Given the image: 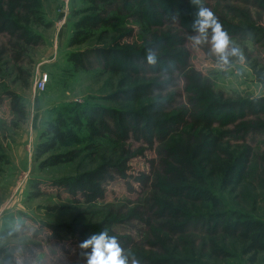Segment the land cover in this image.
Here are the masks:
<instances>
[{
  "label": "rangeland",
  "instance_id": "374dc122",
  "mask_svg": "<svg viewBox=\"0 0 264 264\" xmlns=\"http://www.w3.org/2000/svg\"><path fill=\"white\" fill-rule=\"evenodd\" d=\"M186 2V1H185ZM193 4L192 0L187 1ZM186 2V3H187ZM138 5V2H136ZM218 17L229 36L244 50L245 61L227 72H220L215 59L209 57L207 46L193 49L187 41L189 34L179 17L148 16L140 21L137 5L118 2L108 8L110 27H103L84 45L70 48L69 40L75 24L90 8L84 0H40L39 18L47 25L32 26L40 37L38 43L25 45L7 34H0V263L10 256L9 264H86L82 249V231L107 228L119 239L123 248L138 255L165 258V245H155L157 238L179 259L190 258L196 264H264V252L256 257L245 254L243 245L221 231L211 234L204 221L195 218L183 236H168L162 230L154 198L159 192L155 172L150 162L164 159L158 143L154 149L134 136L119 141L115 135V121L105 116L112 131L105 139L91 138L86 129L75 127V139L69 140L44 157L35 160V149L50 124L62 115L74 118L81 110L95 109L115 112L139 110L146 102L126 104L115 100L124 90L135 84L157 83L151 90L153 98L167 100V111L189 106L186 80L175 61L162 58L168 65V75L147 63L140 62L138 71L117 74L108 71L98 54L101 48L121 49L138 54L154 46V38L170 35L184 42L190 55L191 68L208 79L217 93L228 100L264 98V0H201ZM166 9L161 5L155 12ZM65 22L64 23V19ZM84 54L83 66L74 64V54ZM46 82L44 92L36 89V81ZM16 95L22 118L14 108L11 95ZM118 95V96H119ZM121 96V95H120ZM264 115H248L244 122H252ZM239 122H242L239 121ZM223 143L231 149H248L251 162L242 183L234 190L216 187L220 199L219 212L234 216L243 214L264 222V132L248 130L239 133L233 126L220 129ZM131 152L133 159L126 163L125 177L119 169L110 168L101 182L103 200L88 205L82 196L74 198L63 183L87 172L97 170L103 163L117 162L122 152ZM76 153L77 160L60 166H45L50 156ZM141 176L150 178L144 185ZM154 179V180H153ZM192 205L190 204V208ZM204 213L207 206L196 207ZM138 211L142 222L130 215ZM113 220L115 222L111 223ZM90 232V231H89ZM89 234V233H88ZM216 242L224 255L213 253Z\"/></svg>",
  "mask_w": 264,
  "mask_h": 264
},
{
  "label": "trees",
  "instance_id": "16d2710c",
  "mask_svg": "<svg viewBox=\"0 0 264 264\" xmlns=\"http://www.w3.org/2000/svg\"><path fill=\"white\" fill-rule=\"evenodd\" d=\"M84 1L90 5V8L75 24V31L68 43L70 48L86 44L100 29L110 27L113 21L108 17V8L121 1L127 7H132V3L137 5L138 2L134 14L140 17V21L146 22L147 15L163 18L168 14L169 18L179 17L183 27L191 32H194L192 24L198 12V6L188 4V0ZM160 5L166 10L162 13L155 12ZM39 7L40 0H0V34H7L24 42L25 45L38 43L40 37L31 30L32 26L47 25L39 18ZM153 45L151 47H158L163 53L162 58L180 65V73L186 80L188 107L168 112V101L161 96L153 98L151 95V90L156 88L157 83L135 84L132 88L121 92V96L119 94L113 96V99L124 101L126 104L146 102L139 110L120 112L116 115L112 111L93 109L81 110L74 118L62 115L43 133L41 143L35 149V160L40 162L58 145L75 139V127L86 129L91 138H107L112 135L105 121V116H109L115 121V135L119 141H126L131 135L145 141L150 149H154L158 143V148L163 151V161L159 164L151 161L150 165L154 170L157 165L162 167L161 173L155 172L154 179L159 192L154 201L158 209L157 216L163 221L162 230H165L168 236H183L187 223L200 217L211 234L216 235L221 231L228 237L236 238L243 245L245 254H253L256 257L264 252V222L243 214H235L231 217L230 214L218 213L220 199L215 189L216 187L227 191L236 189L242 183L252 157L248 149H229L223 143L224 132L220 129L233 126L239 133L248 130L264 132V120L261 118L244 122L250 114L264 115V98L233 101L217 93L208 79L191 68L189 52L178 37L170 35L155 37ZM120 47V42H117L114 48L97 50L108 71L117 74L138 71L139 63L146 62L148 47L138 54ZM71 59L74 64L83 66L84 54H74ZM163 64L166 65V62ZM10 95L15 110L24 118L19 99L12 93ZM241 120L242 122H239ZM133 157L134 154L131 152L123 151L117 162L103 163L97 170L68 180L63 185L69 189L74 198L82 196L86 204H95L104 199L105 192L101 182L110 168L117 167L120 175L125 177L128 171L126 163ZM76 160V153H65L50 156L44 161L47 162L45 166L55 167ZM138 180L145 185L150 178L141 176ZM200 205L208 207L203 214L196 208ZM196 214L197 218H195ZM130 215L132 218L149 223L138 211H133ZM85 230L81 233L84 241L102 231ZM111 234L109 230V235ZM211 243H213V253L217 257L223 256L224 252L218 249L216 242L212 240ZM167 244L168 242L160 238H157L155 244L165 245V258L152 255H138L137 258L141 264H196L195 260L190 258L182 260L174 256ZM2 256L1 253L0 258ZM10 260L8 256L0 264H9Z\"/></svg>",
  "mask_w": 264,
  "mask_h": 264
},
{
  "label": "clouds",
  "instance_id": "9594fccd",
  "mask_svg": "<svg viewBox=\"0 0 264 264\" xmlns=\"http://www.w3.org/2000/svg\"><path fill=\"white\" fill-rule=\"evenodd\" d=\"M192 3L198 6V12L192 24L195 34H189L187 37L191 47L200 49L207 46L208 55L215 59L216 68L220 72H227L237 63H243V48L229 36L216 14L203 6L201 0H192ZM145 61L153 69L159 66L160 72L167 75L168 65L161 62L153 47L147 49ZM80 247L91 248V252L85 254L86 264H141L134 253L121 246L116 236L109 235L107 228L83 241ZM20 264H23V260H20Z\"/></svg>",
  "mask_w": 264,
  "mask_h": 264
},
{
  "label": "built area",
  "instance_id": "2783aa9c",
  "mask_svg": "<svg viewBox=\"0 0 264 264\" xmlns=\"http://www.w3.org/2000/svg\"><path fill=\"white\" fill-rule=\"evenodd\" d=\"M63 20H64V23H66V22H65V18H64ZM36 89H37L39 92H44L45 89H46V82H45V80H43V79H38V80L36 81Z\"/></svg>",
  "mask_w": 264,
  "mask_h": 264
}]
</instances>
